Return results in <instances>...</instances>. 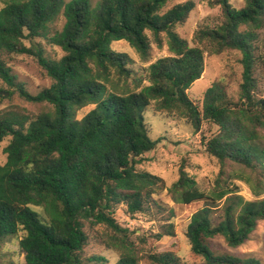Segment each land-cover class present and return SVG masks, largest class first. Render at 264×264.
I'll return each instance as SVG.
<instances>
[{
  "label": "trees",
  "instance_id": "16d2710c",
  "mask_svg": "<svg viewBox=\"0 0 264 264\" xmlns=\"http://www.w3.org/2000/svg\"><path fill=\"white\" fill-rule=\"evenodd\" d=\"M169 1L99 0L92 5L90 0H0V79L27 101L53 108L30 121L0 118V143L8 138L0 165V248L18 237L24 264H83L85 224L110 231L104 244L118 253L115 264H140L137 241L145 244L146 239L118 223L114 214L119 206L130 220L147 216L155 221L160 215L155 240L175 236L173 212L154 199L163 180L138 169L143 156L156 148L143 117L148 110L177 114L193 133L204 122L215 128L205 142L220 170L213 190L201 191L184 166L167 189L175 203H204L185 234L192 254L202 264H260L216 252L211 242L219 237L228 248H238L264 221V198L259 199L264 196V90L259 95L257 78L258 69L264 74L259 36L264 0H244L240 9L229 0H214L220 24L198 27L192 45L176 28L188 21L194 3L163 11ZM57 20H63L60 30L53 28ZM162 35L170 55L150 63L144 75L131 69L127 54L111 49L112 43L125 41L146 64L152 45L161 47ZM43 42L63 56L48 58ZM225 51L241 56L237 101L220 82L197 105L188 89L204 73L207 55ZM20 55L33 57L51 80L36 96L23 90L8 67L7 60ZM89 105L94 109L78 120L77 112ZM227 163L253 176V181L245 175L235 179L250 186L254 201L240 196L230 178L223 179ZM216 210L220 213L215 217ZM147 260L183 264L171 252L151 254Z\"/></svg>",
  "mask_w": 264,
  "mask_h": 264
},
{
  "label": "rangeland",
  "instance_id": "374dc122",
  "mask_svg": "<svg viewBox=\"0 0 264 264\" xmlns=\"http://www.w3.org/2000/svg\"><path fill=\"white\" fill-rule=\"evenodd\" d=\"M64 1L68 2L70 0ZM98 1L90 0L92 5H95ZM188 1L194 3L195 8L188 21L183 26L177 27L176 32L182 39L192 45L193 35L198 27H215L220 24L221 11L218 5L213 4L214 0H170L163 11ZM229 3L234 9H240L244 6V0H229ZM62 25L63 20H57L53 28L60 30ZM259 36L260 51L263 54L264 29L259 33ZM41 45L48 58L59 59L63 56V52L59 48H53L45 42ZM111 49L117 53L127 54L133 63L131 69L138 75H144L145 69L150 63L170 55L164 35H162L160 48L152 45L150 59L146 64L140 62L136 53L125 41L112 43ZM240 59L241 56L236 51H225L219 55H207L204 73L188 89V97L197 105H200L205 91L213 83L221 82L229 97L234 102L237 101V90L241 75ZM7 63L16 77V82L21 84L23 90L29 95L36 96L40 91L51 85V80L33 57L27 55L12 56L7 60ZM257 78L258 93L262 95L261 93L264 90L262 69H258ZM0 96H2L0 98V118H24L30 121L40 114L53 112L52 106L47 103L27 101L20 95L18 90L7 87L1 79ZM93 109L94 105L82 108L77 112L76 118L78 120L82 119ZM143 117L150 129V139L156 142V148L143 156V163L138 166V169L149 172L163 180L164 188L154 196V199L159 201L167 210L173 212L170 222L173 224L175 236L162 237L160 240L153 238V235L158 233L162 224L160 215L155 221H148L147 216H138L136 220H130L124 212V207L119 206L114 216L118 223L135 230V236L143 234L145 237V244L137 241L141 256L140 264H149L148 255L165 252L175 254L183 264H202V258L192 254L185 234L192 215L201 210L204 203L198 202L191 205L175 203L167 193V189L177 180L178 169L184 166L189 175L195 177L201 191L209 194L213 190L214 181L220 170L218 163L206 153L205 142L215 131V128L204 122L201 125L200 132L193 133V130L187 127L186 123L177 114H155L148 110ZM7 143L8 138L0 143V165L5 163L3 149ZM261 146L264 148V132L261 133ZM243 175L250 177L252 181L254 180L253 176H250L249 172L241 167L231 163H227L224 167L223 179L228 178L229 180L230 178L228 182L237 187L240 196L247 201H254L256 198L253 196L250 186L244 180L235 179L237 176L245 178ZM263 198L262 195L259 199ZM223 203L224 200L215 209L222 207ZM219 213V210H216L214 216L216 217ZM40 214L44 215V212L40 211ZM163 214L166 215V212ZM84 231L88 240L82 253L83 264H115L118 260V253L110 250L104 244V235H110V231L101 225L92 227L89 224H85ZM132 239H135V237L133 236ZM211 247L219 253H226L243 259H254L260 264H264V221L257 223L249 240L238 248H228L224 240L219 237L211 242ZM0 264H24L23 255L18 247V237L9 239L7 243L1 246Z\"/></svg>",
  "mask_w": 264,
  "mask_h": 264
}]
</instances>
